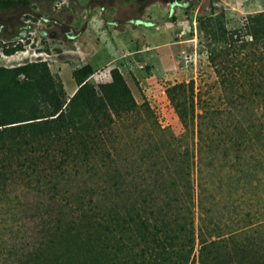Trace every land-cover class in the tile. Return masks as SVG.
<instances>
[{"label": "trees", "instance_id": "1", "mask_svg": "<svg viewBox=\"0 0 264 264\" xmlns=\"http://www.w3.org/2000/svg\"><path fill=\"white\" fill-rule=\"evenodd\" d=\"M30 3L0 0V11ZM261 33L244 56L225 52L216 100L199 99L195 178L173 142L144 141L137 158L108 145L138 107L117 69L100 92L79 82L91 131L71 130L47 66L0 72V261L264 264Z\"/></svg>", "mask_w": 264, "mask_h": 264}, {"label": "rangeland", "instance_id": "2", "mask_svg": "<svg viewBox=\"0 0 264 264\" xmlns=\"http://www.w3.org/2000/svg\"><path fill=\"white\" fill-rule=\"evenodd\" d=\"M22 25L29 30L19 37ZM263 26L264 0H31L0 11V72L21 77L47 66L71 130L91 131L79 82L100 92L117 69L138 107L116 121L108 145L137 158L144 141L173 142L195 178L199 99L216 100L218 61L231 49L239 57L254 49L252 35L261 37Z\"/></svg>", "mask_w": 264, "mask_h": 264}]
</instances>
